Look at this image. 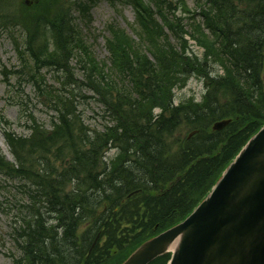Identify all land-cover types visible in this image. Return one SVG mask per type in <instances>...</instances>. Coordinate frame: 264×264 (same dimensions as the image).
I'll return each instance as SVG.
<instances>
[{"label":"trees","instance_id":"trees-1","mask_svg":"<svg viewBox=\"0 0 264 264\" xmlns=\"http://www.w3.org/2000/svg\"><path fill=\"white\" fill-rule=\"evenodd\" d=\"M189 1L127 0L138 24L110 25L101 61L80 25L97 0H0V32L32 78L64 77L47 93L51 128L4 131L15 160L0 149V174L20 196L13 264H121L187 218L264 125V0ZM192 77L202 100L177 105ZM77 90L97 98L102 130L86 124Z\"/></svg>","mask_w":264,"mask_h":264},{"label":"rangeland","instance_id":"rangeland-1","mask_svg":"<svg viewBox=\"0 0 264 264\" xmlns=\"http://www.w3.org/2000/svg\"><path fill=\"white\" fill-rule=\"evenodd\" d=\"M189 2L190 6L194 7L193 2L191 0ZM89 15L80 25L83 34L89 43H92L95 57L101 61L108 59L106 48L108 27L116 25L132 34L131 29L138 24V14L127 0H97ZM193 48L201 52L195 45ZM73 65L76 67V77L82 78L76 61ZM33 72L18 58L12 35L6 31L0 32V149L9 161L15 159L6 142L4 131H11L17 136H29L31 133L29 127L34 120L46 128H51L52 120L57 117L53 109L56 105L49 100L47 93L49 90L52 92L56 91L55 88H62L63 75L55 73L52 69H44L38 72L36 78H32ZM40 78L44 82L40 81ZM204 91L202 82L192 77L183 89L176 91V104L189 100L200 101ZM60 93L63 94L64 91ZM76 94L86 124L102 130L107 119L103 118L102 107L98 104L97 98L87 91L77 90ZM188 134L189 131L185 130L181 137ZM115 155V150L108 153L109 158ZM16 185V182L0 174V264H13L14 258L20 255L12 233V228L18 225L20 220L17 206L20 196L17 194Z\"/></svg>","mask_w":264,"mask_h":264},{"label":"water","instance_id":"water-1","mask_svg":"<svg viewBox=\"0 0 264 264\" xmlns=\"http://www.w3.org/2000/svg\"><path fill=\"white\" fill-rule=\"evenodd\" d=\"M168 253L169 264H264V127L184 222L143 243L122 264H150Z\"/></svg>","mask_w":264,"mask_h":264},{"label":"bare ground","instance_id":"bare-ground-1","mask_svg":"<svg viewBox=\"0 0 264 264\" xmlns=\"http://www.w3.org/2000/svg\"><path fill=\"white\" fill-rule=\"evenodd\" d=\"M37 1H40V0H37ZM34 3H36V0H24V4H25L26 6H33ZM166 231H168V229L165 230L164 232H166ZM174 248H175V244H174ZM174 248H173V249H174Z\"/></svg>","mask_w":264,"mask_h":264}]
</instances>
